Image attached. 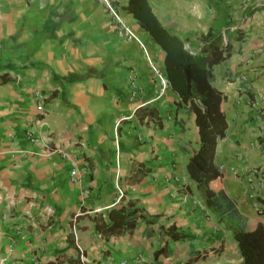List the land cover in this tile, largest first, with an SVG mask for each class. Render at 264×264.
Returning a JSON list of instances; mask_svg holds the SVG:
<instances>
[{"label":"crops","instance_id":"crops-1","mask_svg":"<svg viewBox=\"0 0 264 264\" xmlns=\"http://www.w3.org/2000/svg\"><path fill=\"white\" fill-rule=\"evenodd\" d=\"M110 1L147 54L99 0H0V264H184L195 253L238 264L187 174L195 116L177 109L170 85L158 96L149 58L164 72L165 53L128 0ZM147 2L185 47L229 27L230 55L210 72L227 126L206 180L251 229L264 225V0ZM131 205L144 218L133 231H99Z\"/></svg>","mask_w":264,"mask_h":264},{"label":"trees","instance_id":"trees-1","mask_svg":"<svg viewBox=\"0 0 264 264\" xmlns=\"http://www.w3.org/2000/svg\"><path fill=\"white\" fill-rule=\"evenodd\" d=\"M125 9L132 13L140 27L164 51V72L171 89L178 96L177 109L186 113L187 117L190 114L195 116L199 146L186 164L189 179L195 184L206 208L230 231L241 258L238 264H264V225L259 224L251 229L224 194L209 191L206 180L213 166L217 137L227 126L220 106L223 96L212 85L210 72L214 65L230 55L232 43L229 27L212 26L199 37V46L185 47L179 36L160 25L147 0H128ZM235 40L240 41V38ZM259 143L264 145V135ZM108 219V223L99 227V231L106 235L131 232L144 218L131 205L110 210ZM205 260L204 254L195 253L184 264H208Z\"/></svg>","mask_w":264,"mask_h":264},{"label":"built area","instance_id":"built-area-1","mask_svg":"<svg viewBox=\"0 0 264 264\" xmlns=\"http://www.w3.org/2000/svg\"><path fill=\"white\" fill-rule=\"evenodd\" d=\"M99 1L106 5L109 16H110L112 22L115 24V27L120 32H122L123 35L127 39H129V40L135 39L139 43L142 50L147 54V51H146L147 49L145 47V44L139 39V37L135 34L133 29L125 23V21L122 19L121 15L116 11L114 6L112 5L111 1L110 0H99ZM147 57L149 58V56H147ZM149 64H150L152 71L154 72L155 76L158 79L157 93H158V96H160L166 91V89L169 86L168 79H167L165 73L150 58H149ZM134 79H135V75L132 74V81L133 82H134ZM38 96L41 97L40 95H38ZM37 108H38V110L42 109L41 103L38 104ZM28 136L30 137V140H32L30 133H28ZM218 169H220L222 171H226V172L229 171L233 174H237L238 171L245 173V174H248L250 176H253L256 174V170H254L252 168L245 167V166H239V168L235 167V166L225 167L223 164H221L218 166ZM76 175H77V169L73 168L70 171V181L71 182L76 181ZM249 181L251 182V179H249ZM257 182L261 187H264V179H259V180H257ZM262 211H264V209L258 210V212H262Z\"/></svg>","mask_w":264,"mask_h":264},{"label":"clouds","instance_id":"clouds-1","mask_svg":"<svg viewBox=\"0 0 264 264\" xmlns=\"http://www.w3.org/2000/svg\"><path fill=\"white\" fill-rule=\"evenodd\" d=\"M109 14V13H108ZM165 73V72H164Z\"/></svg>","mask_w":264,"mask_h":264}]
</instances>
